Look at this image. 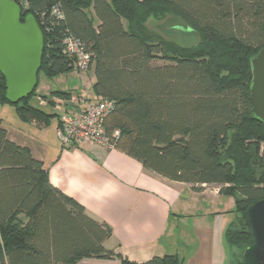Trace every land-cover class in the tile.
Wrapping results in <instances>:
<instances>
[{
  "label": "trees",
  "instance_id": "trees-1",
  "mask_svg": "<svg viewBox=\"0 0 264 264\" xmlns=\"http://www.w3.org/2000/svg\"><path fill=\"white\" fill-rule=\"evenodd\" d=\"M27 2L24 17H35L44 38L39 74L75 71L62 39L80 40L91 58L93 95L115 104L103 121L110 144L164 179L232 196L235 217L224 243L234 264H244L241 251L253 243L245 212L264 199V124L252 119L249 102L250 60L264 47V0ZM54 7L63 20L51 14ZM169 16L197 36L196 45L148 32L150 18ZM33 95L14 105L22 122L47 125L58 116L51 97L71 99L60 91L43 97L54 112L47 113L29 104ZM0 101L8 103L1 74ZM111 235L49 183L42 162L8 139L0 119V264H137L105 249ZM141 264L183 262L166 255Z\"/></svg>",
  "mask_w": 264,
  "mask_h": 264
},
{
  "label": "crops",
  "instance_id": "crops-1",
  "mask_svg": "<svg viewBox=\"0 0 264 264\" xmlns=\"http://www.w3.org/2000/svg\"><path fill=\"white\" fill-rule=\"evenodd\" d=\"M90 72L94 84L93 67L87 75ZM79 99L65 100L69 111L85 108ZM83 100L94 103L99 99L92 95ZM42 106L50 108L47 113H54L49 103ZM19 125L14 135L4 127L8 139L27 147L33 158L42 162L54 188L80 204L91 218L110 226L106 250L137 264L166 255L177 256L183 264L226 263L222 218L217 217L222 213V196L217 187L202 185L195 191L191 185L169 181L114 147L82 142L64 149L57 135L58 116L47 125L33 121H20ZM190 216L197 223L195 232L182 221ZM197 236L204 237L206 245L196 260L194 251L201 243ZM81 264L120 262L89 259Z\"/></svg>",
  "mask_w": 264,
  "mask_h": 264
},
{
  "label": "water",
  "instance_id": "water-1",
  "mask_svg": "<svg viewBox=\"0 0 264 264\" xmlns=\"http://www.w3.org/2000/svg\"><path fill=\"white\" fill-rule=\"evenodd\" d=\"M174 30L191 32L178 26ZM43 49L44 38L35 17L31 14L24 17L13 0H0V74L9 104L16 105L35 91ZM250 68L252 119L264 124V47L250 60ZM245 215L253 243L241 251V260L244 264H264V199L249 206Z\"/></svg>",
  "mask_w": 264,
  "mask_h": 264
},
{
  "label": "rangeland",
  "instance_id": "rangeland-1",
  "mask_svg": "<svg viewBox=\"0 0 264 264\" xmlns=\"http://www.w3.org/2000/svg\"><path fill=\"white\" fill-rule=\"evenodd\" d=\"M178 26L180 28L186 29V27L183 25L182 26V21L169 16L167 18V21L162 22V23H157L154 19H149L146 22V28L149 31L155 33V34H160L163 39L167 42H177L182 46H188L192 47L193 45H196L198 42V38L196 35H194L191 32L188 33H181L179 31L174 30V27ZM173 28V29H172ZM172 29V30H171ZM170 42V43H171ZM171 47V44H170ZM90 70V69H89ZM88 70V71H89ZM78 72V71H69L64 74H60L56 77H46L43 73L39 74L38 77V86L35 90V95H33L29 100V104L37 107L38 109L42 110H47L50 112V108L47 106H42L44 101L42 100L43 97H47V101L50 99L49 97V92H55V91H60L64 92L67 91L70 93L71 97L73 99H78V98H83L89 97L93 95V76L90 72V74L87 75V72ZM55 100H64L60 97H55ZM66 105L67 101H65ZM54 106V104H53ZM48 112V113H49ZM0 119L2 120V127L8 128L10 133L14 135L18 129H20L19 122L21 121L18 114L16 107L14 105H10L8 103H3L0 101ZM53 123L55 124L56 121L53 120ZM222 213L218 215L217 217L222 218V227L225 230L226 226L234 219L235 214H234V207H235V202L234 198L232 196H222ZM195 217L190 216V217H185L183 218V223H185V227L189 229V231H194L196 229L197 223L193 221ZM202 218V217H201ZM204 219V218H202ZM194 222V224H193ZM188 223V224H187ZM193 224V225H192ZM224 230L222 233V239L224 243ZM189 235V234H188ZM197 239L201 240L199 246L196 247L195 249V256L194 258L197 260L198 256L202 254L200 252L202 250V247L206 245V242L203 241L205 240L204 237H198ZM225 245V243H224ZM199 251V252H198ZM227 257H226V263L225 264H234L235 258L233 253L226 251ZM195 260V261H196Z\"/></svg>",
  "mask_w": 264,
  "mask_h": 264
},
{
  "label": "built area",
  "instance_id": "built-area-1",
  "mask_svg": "<svg viewBox=\"0 0 264 264\" xmlns=\"http://www.w3.org/2000/svg\"><path fill=\"white\" fill-rule=\"evenodd\" d=\"M25 14L28 7L27 0H13ZM51 14L58 20H63V12L58 7L51 10ZM62 45L66 58L73 62L75 71L86 72L91 67L90 54L84 44L74 36L66 33L62 39ZM54 110L58 114L59 129L58 138L62 148L68 149L82 142L98 144L108 148L113 147L106 137L103 129L105 117L114 110L112 101H96L91 103L80 98L77 102L85 104L81 111L71 112L64 100H54Z\"/></svg>",
  "mask_w": 264,
  "mask_h": 264
}]
</instances>
